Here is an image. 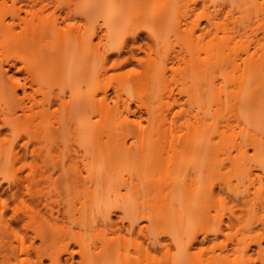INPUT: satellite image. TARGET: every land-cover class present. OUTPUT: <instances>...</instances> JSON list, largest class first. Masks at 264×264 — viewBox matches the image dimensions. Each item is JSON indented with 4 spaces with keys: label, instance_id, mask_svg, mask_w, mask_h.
I'll return each instance as SVG.
<instances>
[{
    "label": "bare ground",
    "instance_id": "bare-ground-1",
    "mask_svg": "<svg viewBox=\"0 0 264 264\" xmlns=\"http://www.w3.org/2000/svg\"><path fill=\"white\" fill-rule=\"evenodd\" d=\"M71 1L0 13V264H264V183L255 197L210 181L187 196L194 180L177 177L162 184L158 200L149 167L122 173L129 137L140 153L172 152V163L224 149L209 134L219 129L223 103L219 0H203L198 13L199 0H163L151 14L153 0ZM51 9L65 14L61 23L51 22ZM4 64H21L25 77ZM257 65L240 83L252 87L249 96L237 94L228 106L248 122L264 118V65ZM184 97L198 103L195 111L175 109ZM64 137L83 143L85 174L59 145ZM242 140L243 155L264 151L261 135ZM64 175L67 193L58 185ZM76 188L80 194L70 198Z\"/></svg>",
    "mask_w": 264,
    "mask_h": 264
},
{
    "label": "rangeland",
    "instance_id": "rangeland-1",
    "mask_svg": "<svg viewBox=\"0 0 264 264\" xmlns=\"http://www.w3.org/2000/svg\"><path fill=\"white\" fill-rule=\"evenodd\" d=\"M1 1L2 0H0V2ZM202 1L203 0H199L198 3L196 4L199 5L198 6L199 10L197 11V13L202 10L201 5H204ZM247 1L248 2L250 1L249 3H251L252 5H246L245 2ZM254 1L253 0H235L234 2H232V0H225V1L219 0L218 2L216 1V7L220 10V23H221V27L218 32V39H219L218 46L220 51L219 54L221 55L219 57L223 59L222 62H220L221 65H219L220 67L218 70L219 71L218 86H219V95H220L219 99L220 102L223 103L218 105L219 118H218L217 126L219 129L217 130L216 128H213L209 131V134L211 137H213L214 141L216 143H219L220 147H224V149L221 148L215 154H211L210 156L204 159H202V157L194 153L190 154L189 156L179 155L175 159L176 160L175 162L176 164H175L172 163L174 159L170 158L171 156H173L172 152L170 151L151 152L148 150H144L142 153H140V151L136 149V145L138 144L137 139L132 137L126 139L127 146L130 147L131 150L129 153L130 156L124 157L123 159L124 164L122 165V173L125 176H128V172L135 166L144 165L149 167L150 176L156 188L154 191V197L157 198L158 200L160 199L161 191H163V189L166 188V186L162 184L169 183L172 178H177V177L183 178L185 180L188 179V181H190L191 179L194 180L195 184L193 182L190 184V186H188V189L186 191L187 196L191 194L199 193L202 188L201 184L199 183L202 181L214 182L215 185H218L219 183L231 184L236 188V190L240 195L249 194L252 197H255L254 194L256 193L257 189L262 188L261 183H264V151L257 153L255 150L250 148L247 154L243 155L242 151L237 150L238 147L237 145L238 144L241 145V143H243L242 140L243 135L245 136V134L248 133L259 136L261 135V138L264 139L263 137L264 118L260 119L257 116L252 121L248 122V120L247 121L244 120L246 118L245 116L247 113L246 114L244 113L245 116H243L244 119H242V117H240L241 115L240 116L238 115L237 117L232 113L231 109L228 108V106L231 103L236 102L235 100H239V98L237 99L236 97L237 94H239L238 95L239 97L242 94L241 99H244L243 95L248 97L250 94L249 91H251L252 87L249 88V86L246 87L244 86L245 87L244 88L242 87L243 84L242 85L240 84L242 78L244 77V74L249 71L247 69L250 66H251L250 68H252L253 67L252 65H257V64L264 65V0H257L259 2H256L260 4L262 3V5H253L252 2ZM71 2H72L71 0H23V2L22 0H18V1L16 0V2H14L13 0H8L7 6L4 8L5 10L3 9V12L0 11V13L6 14L7 12H9V10L12 8L13 5H23V4L24 5H34V4L35 5H40V4L41 5L42 4L72 5ZM81 2L82 1L79 0L77 4L82 5L83 3ZM126 5H137V1L127 0ZM150 5L151 7L147 11L148 14L153 13L158 9L159 5H164V4H163V0H153ZM7 8L10 9L8 10ZM135 13H136V8L132 7L130 9V14L134 15ZM47 15L51 18V22H54L56 20L58 23H61L62 17H64L65 14L60 10L51 9L47 13ZM10 20L11 19L8 17V21ZM35 23L39 24L40 21L36 20ZM202 23L205 22L203 21ZM20 24L21 25L16 26L17 31H20L21 26H23V23ZM60 25L64 26L63 24ZM95 42H97V40ZM3 66L5 69L8 70L10 75H15L17 78L20 79L25 77V71L23 70L21 64H18L16 67H11L10 65L7 64H4ZM22 82H24V80ZM239 84L242 87L241 89L243 90L244 93L241 92L242 90L240 91ZM28 90L30 91V88H28ZM109 91L111 95L114 96V90L110 88ZM19 94L20 96H22V90L20 89L18 90V95ZM175 95L178 97L177 92ZM186 99L187 98L185 97L182 98L183 104L181 105V107H176L175 109L176 110L182 109L184 110V112L195 111L196 107L198 106V103L192 101L185 102ZM131 104H132L131 105L132 110L138 111L136 105L133 103ZM224 105L226 107L225 111L223 110ZM160 107L161 106H159V108ZM260 111L259 114H261ZM236 114H239V111L238 113L236 111ZM142 116L144 118L142 120V123L144 125H147L148 123L145 120L147 114L143 112ZM182 130L178 129V134L184 133V131L182 132ZM221 133L223 135L228 136V138H225L227 139L225 143H223L225 139L223 138L221 139L220 137L222 135ZM148 136H150V132L147 133V137ZM113 140L118 142L119 138H114ZM230 141L234 142V145H236L235 148L230 147L229 145L231 144ZM58 143L61 146V148H63L65 151H67L68 149L72 150L73 155L77 160V164H78L77 166L79 170L82 171L83 174H85L84 163L86 162L85 161L86 159L79 156V154L84 152V149L82 148L83 143L74 140H72V142L68 141L66 137L59 139ZM74 150L79 152L75 153ZM58 155L62 156V158L65 159V157L67 156V152L65 154L58 153ZM151 158L152 159L154 158L153 163H151L150 160ZM183 161H189L191 164L185 169V171H180L178 170V166ZM197 166H199L200 168H198ZM63 178L64 179H60V181L62 182H60L58 185L60 186V188L65 190V187L68 186L70 183L67 180V178H65V175L63 176ZM52 187L54 189V185H52ZM52 187H50V190H52ZM78 189L82 190L83 187L81 188L79 186ZM78 189L76 188L73 189L74 191L73 190L71 191L69 195L70 198L76 196L80 192V190L78 192ZM262 189L264 191V187ZM65 192L67 193V190H65ZM123 198L130 199L131 198L130 193L126 194L125 197ZM256 219L257 216L254 219V221ZM192 221L193 218L188 219V223ZM254 221L252 222V226L254 228L256 229L262 228L260 222H254Z\"/></svg>",
    "mask_w": 264,
    "mask_h": 264
}]
</instances>
